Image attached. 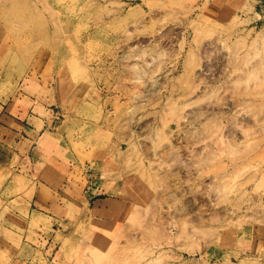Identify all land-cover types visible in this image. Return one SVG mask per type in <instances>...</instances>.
Returning <instances> with one entry per match:
<instances>
[{"label": "rangeland", "instance_id": "1", "mask_svg": "<svg viewBox=\"0 0 264 264\" xmlns=\"http://www.w3.org/2000/svg\"><path fill=\"white\" fill-rule=\"evenodd\" d=\"M0 104V264H264L257 0H0Z\"/></svg>", "mask_w": 264, "mask_h": 264}, {"label": "crops", "instance_id": "2", "mask_svg": "<svg viewBox=\"0 0 264 264\" xmlns=\"http://www.w3.org/2000/svg\"><path fill=\"white\" fill-rule=\"evenodd\" d=\"M258 1V5H259V9L262 13H264V0H257ZM4 109V105L0 104V118L4 119V116H6L4 113H2V110ZM10 119L14 118H10L9 117V122ZM2 126V125H0ZM26 128L23 130H11V135L9 137H7V139H9V148L18 151L19 148L24 145V143H26L27 141L30 142L29 145V154H30V159H32V156L34 155V149L37 148V130L31 126V125H27L25 126ZM20 153V151H19ZM19 153H16L17 155H20ZM90 183V182H89ZM102 180L99 181H95L90 183V189H89V202L93 199V207L92 210L93 211H103L106 210L107 206L106 203L109 202V200H113V197L116 195H118L120 192H115V193H109V196L107 197H103L100 196L101 193H105L107 191H105L107 189V186H104ZM110 185V184H109ZM103 191V192H102ZM105 191V192H104ZM104 207L102 206V203H104ZM98 211V212H99Z\"/></svg>", "mask_w": 264, "mask_h": 264}]
</instances>
